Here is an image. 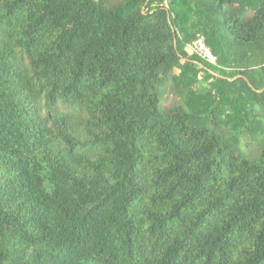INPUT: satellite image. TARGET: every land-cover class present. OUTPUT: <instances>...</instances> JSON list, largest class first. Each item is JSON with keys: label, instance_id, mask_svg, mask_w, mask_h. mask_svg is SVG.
I'll return each mask as SVG.
<instances>
[{"label": "trees", "instance_id": "obj_1", "mask_svg": "<svg viewBox=\"0 0 264 264\" xmlns=\"http://www.w3.org/2000/svg\"><path fill=\"white\" fill-rule=\"evenodd\" d=\"M0 264H264V0H0Z\"/></svg>", "mask_w": 264, "mask_h": 264}, {"label": "built area", "instance_id": "obj_2", "mask_svg": "<svg viewBox=\"0 0 264 264\" xmlns=\"http://www.w3.org/2000/svg\"><path fill=\"white\" fill-rule=\"evenodd\" d=\"M189 51L210 65H217V57L206 44L204 37L200 36L188 47Z\"/></svg>", "mask_w": 264, "mask_h": 264}, {"label": "water", "instance_id": "obj_3", "mask_svg": "<svg viewBox=\"0 0 264 264\" xmlns=\"http://www.w3.org/2000/svg\"><path fill=\"white\" fill-rule=\"evenodd\" d=\"M217 76H218V75H217ZM218 77H221V76H218ZM232 80H234V79H232ZM232 80H231V81H232ZM262 91H263V90H262ZM262 91H259V92H262Z\"/></svg>", "mask_w": 264, "mask_h": 264}]
</instances>
